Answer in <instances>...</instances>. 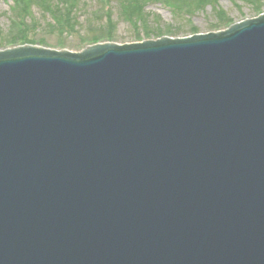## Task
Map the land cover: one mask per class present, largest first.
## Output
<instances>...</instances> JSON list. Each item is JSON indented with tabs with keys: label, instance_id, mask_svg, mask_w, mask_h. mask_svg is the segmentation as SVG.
<instances>
[{
	"label": "water",
	"instance_id": "95a60500",
	"mask_svg": "<svg viewBox=\"0 0 264 264\" xmlns=\"http://www.w3.org/2000/svg\"><path fill=\"white\" fill-rule=\"evenodd\" d=\"M0 264H264V15L0 51Z\"/></svg>",
	"mask_w": 264,
	"mask_h": 264
},
{
	"label": "rangeland",
	"instance_id": "374dc122",
	"mask_svg": "<svg viewBox=\"0 0 264 264\" xmlns=\"http://www.w3.org/2000/svg\"><path fill=\"white\" fill-rule=\"evenodd\" d=\"M64 1L53 0L47 9L56 12ZM126 1H111L112 20L107 22L105 9L108 6H104L103 0H78L80 13L74 22L78 23L81 35H67L54 22L52 24L49 15H35L37 30H34L35 21L32 20L25 21V28L20 27L13 20L14 10H17L15 4L12 0H0V44L5 46L12 35H22L42 42L36 46L77 53L83 49L79 48L80 41L91 36L99 39L102 34L104 39L101 41L111 39L110 42L118 45L163 37L183 39L225 31L234 24L264 14V0H142L141 17L131 18L122 13ZM21 9L25 12L26 7ZM38 12L41 11L36 8L34 13ZM88 29L90 36L86 33ZM66 46L73 48L65 49Z\"/></svg>",
	"mask_w": 264,
	"mask_h": 264
},
{
	"label": "trees",
	"instance_id": "16d2710c",
	"mask_svg": "<svg viewBox=\"0 0 264 264\" xmlns=\"http://www.w3.org/2000/svg\"><path fill=\"white\" fill-rule=\"evenodd\" d=\"M111 1L113 0H103L104 6L107 5L108 9L106 10V18L107 22L112 20V13H111ZM13 4L17 7V10H14L15 17L13 20L18 22V25L20 27L25 28V21L26 20H32L34 22V30H37L38 23L35 19V15H49L52 17L51 22L54 25H57L59 29L62 28L64 32L67 33V35H73V34H80V29L78 27V23L74 22L77 19V14L80 13V7L78 0H65L59 9L55 12L52 8L47 9V7H50V2L53 3V0H12ZM142 0H127L125 2L126 6L123 9L122 13H124V16L131 17V18H140L142 15V9L139 10L141 7ZM131 4V5H130ZM23 6L26 7L25 12L21 9ZM37 8L41 12H38L37 14L34 13V10ZM1 17V13H0ZM37 23V24H36ZM27 28V26H26ZM87 36L91 35V31L88 29ZM97 37V36H95ZM95 37L91 36L90 38H83L79 43V48L100 43V42H110L111 39H106L101 41L103 38L102 34L99 39H96ZM1 39V38H0ZM94 41V42H93ZM2 42V41H1ZM37 43L42 44V42L35 41L30 39L29 37L22 36V35H12L7 42L5 46H2L0 44V50L8 48V47H16V46H22V45H37ZM82 45V46H81ZM73 48L71 47H65V49ZM81 49V48H80Z\"/></svg>",
	"mask_w": 264,
	"mask_h": 264
}]
</instances>
